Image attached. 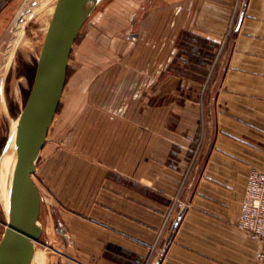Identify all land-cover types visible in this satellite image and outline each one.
<instances>
[{
	"label": "crops",
	"instance_id": "0c3cea01",
	"mask_svg": "<svg viewBox=\"0 0 264 264\" xmlns=\"http://www.w3.org/2000/svg\"><path fill=\"white\" fill-rule=\"evenodd\" d=\"M160 6L128 56L130 90L144 93V112L128 118L129 146L110 169L115 178L103 180L110 190L96 219L81 224V259L69 264H143L161 233L153 264H264L263 245L237 226L248 174L264 171V0ZM201 107L205 135L190 169ZM181 187L185 207L166 247L181 210L162 228Z\"/></svg>",
	"mask_w": 264,
	"mask_h": 264
},
{
	"label": "rangeland",
	"instance_id": "374dc122",
	"mask_svg": "<svg viewBox=\"0 0 264 264\" xmlns=\"http://www.w3.org/2000/svg\"><path fill=\"white\" fill-rule=\"evenodd\" d=\"M162 1L101 0L78 35L65 90L33 175L39 190V220L43 231L50 232H43L38 241L45 264H69L73 258L81 259V224L86 223L84 219H96L97 201L110 190L103 187V180L115 178L110 169L118 164V153L129 146L126 138L132 131L128 118L144 112L138 105L144 93L130 90L128 56L144 33L146 22L160 15ZM57 2L11 0L8 8L0 6V157L12 122L29 97ZM222 51V45L217 47L201 100L207 98L208 84ZM130 70L132 80L134 71ZM200 110L188 168L196 163L197 155L191 163L193 154L205 135L202 107ZM183 188L170 205L162 232L185 207L180 198ZM5 222L0 202V243ZM161 237L162 233L148 264H153L158 255ZM260 258L264 260V253Z\"/></svg>",
	"mask_w": 264,
	"mask_h": 264
},
{
	"label": "water",
	"instance_id": "95a60500",
	"mask_svg": "<svg viewBox=\"0 0 264 264\" xmlns=\"http://www.w3.org/2000/svg\"><path fill=\"white\" fill-rule=\"evenodd\" d=\"M101 0H58L35 80L20 114L13 120L0 157L8 174L13 211L0 243V264H31L43 227L39 220V190L33 179L65 90L71 53L84 24ZM178 215L169 245L182 216Z\"/></svg>",
	"mask_w": 264,
	"mask_h": 264
},
{
	"label": "built area",
	"instance_id": "2783aa9c",
	"mask_svg": "<svg viewBox=\"0 0 264 264\" xmlns=\"http://www.w3.org/2000/svg\"><path fill=\"white\" fill-rule=\"evenodd\" d=\"M238 228L250 239L263 245L264 253V171L252 169L248 174L244 199L241 204ZM152 254L146 264H148Z\"/></svg>",
	"mask_w": 264,
	"mask_h": 264
},
{
	"label": "bare ground",
	"instance_id": "6f19581e",
	"mask_svg": "<svg viewBox=\"0 0 264 264\" xmlns=\"http://www.w3.org/2000/svg\"><path fill=\"white\" fill-rule=\"evenodd\" d=\"M0 202H1V206L4 209V213H5V217H6L5 231H4V234L2 237V240H3L4 235L7 231L9 214H10V212L13 211L12 203H11L10 197H9L8 174H7V170H6L4 165H3L2 173L0 176ZM39 246L40 245L38 244V242H36L35 252H34V256H33V260H32L31 264H45L44 263L45 258H44L43 250Z\"/></svg>",
	"mask_w": 264,
	"mask_h": 264
}]
</instances>
